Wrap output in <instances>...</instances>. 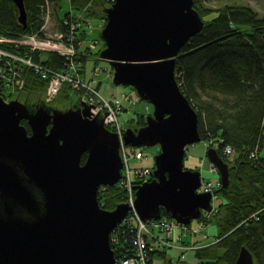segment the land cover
Masks as SVG:
<instances>
[{
	"label": "water",
	"instance_id": "1",
	"mask_svg": "<svg viewBox=\"0 0 264 264\" xmlns=\"http://www.w3.org/2000/svg\"><path fill=\"white\" fill-rule=\"evenodd\" d=\"M13 1L27 28L25 0ZM204 23L194 0H115L107 8L100 56L115 83L132 85L154 105L145 124L124 133L127 144L161 146L153 178L135 185L144 220L162 217L164 207L189 224L212 208V193L197 190L201 170L185 166L188 145L203 137L176 74L178 54ZM91 114L85 103L61 109L42 102L32 111L0 94V264H118L111 233L133 206L100 202L101 187L121 178L123 158L119 134ZM207 155L226 189L230 164L215 146ZM232 264H256L253 252L244 245Z\"/></svg>",
	"mask_w": 264,
	"mask_h": 264
},
{
	"label": "trees",
	"instance_id": "2",
	"mask_svg": "<svg viewBox=\"0 0 264 264\" xmlns=\"http://www.w3.org/2000/svg\"><path fill=\"white\" fill-rule=\"evenodd\" d=\"M49 1L55 6L60 0ZM107 1L70 0V4L75 10L87 6L89 17L105 21ZM194 1L205 23L178 54L176 74L198 112L202 137L208 139L209 146L218 144L230 164L229 186L216 190L224 200L206 221L218 223L217 238L196 247V256L201 264H232L245 245L253 252L256 264H264V156L260 154L264 141V15L248 4L221 0V4L209 6L207 0ZM25 4L27 28L18 20L15 2L2 0V30L13 35L39 30L46 0H25ZM47 64L62 68L65 57L54 52ZM69 88L64 85L59 95H68ZM25 90L44 92L46 81L30 77ZM139 115L141 125L145 124L144 114ZM22 123L31 131L26 120ZM227 145L233 147V155L224 153ZM253 150L258 156H251ZM86 157L85 153L83 160ZM99 196L107 209L125 202L124 191L117 184L107 186ZM162 213L168 216L164 207ZM115 231H119V238L112 242L116 257L131 254L133 233L129 226L123 223ZM157 250L150 252L149 264Z\"/></svg>",
	"mask_w": 264,
	"mask_h": 264
},
{
	"label": "built area",
	"instance_id": "3",
	"mask_svg": "<svg viewBox=\"0 0 264 264\" xmlns=\"http://www.w3.org/2000/svg\"><path fill=\"white\" fill-rule=\"evenodd\" d=\"M114 1L108 0L109 3ZM1 2L2 0H0V7ZM71 8L72 10L68 11L65 16H60L59 20H56L54 6L49 0H46L42 23L39 30L34 32L19 35L8 34L2 30L0 24V92L7 100L17 98L26 89L30 77H32L46 81L45 100L53 103L64 85H69V91L76 89L80 92L78 105L83 103L89 105L91 117L101 115L105 125L119 134L123 167L121 178L116 184L122 188L125 202L131 204L133 209L117 227L123 223L129 226L133 233L132 246L134 249L131 254L117 257V262L118 264H149L150 252L153 249H158L163 245V248L166 247L169 244L168 238L172 237L178 227L182 226L185 230H189L190 225L180 223L167 216L144 220L135 208V185L152 179L154 168H132L129 162L127 143L124 139V133L128 127L122 125L119 119V115L125 109L123 102L104 97L100 93L99 87L86 76L88 57L101 43V39H90V33L94 29L93 19L86 14L85 10ZM54 52L65 57L64 67L58 68L47 64L50 55ZM98 55L100 56V51ZM98 71L99 69L94 71L95 77L98 75ZM124 96L129 97L131 102L140 99L139 95L124 93ZM214 146L219 147L218 144H214ZM133 149L135 158L143 159L145 157L143 150H136V146ZM224 153L233 155V147L225 146ZM251 156H258L257 150H253ZM209 163L211 170L217 172L218 167L211 161ZM106 187L102 186L100 192ZM221 187V178L216 183L203 179L197 190L212 193V208L203 210L202 216L199 218L201 225L192 227L190 231L198 232L206 224V221L218 212L215 198L218 196L216 190ZM203 216L204 218H202ZM151 225L158 226L166 236L162 237L157 234L156 228H152ZM113 231L111 242H115L119 238V231Z\"/></svg>",
	"mask_w": 264,
	"mask_h": 264
},
{
	"label": "rangeland",
	"instance_id": "4",
	"mask_svg": "<svg viewBox=\"0 0 264 264\" xmlns=\"http://www.w3.org/2000/svg\"><path fill=\"white\" fill-rule=\"evenodd\" d=\"M231 3H240V4H248L251 5L254 9H256L259 13V15H264V0H228ZM107 7L105 9L106 13V19L103 21V19L93 17V31L91 33L90 39L92 38H100L101 43L97 45L98 47L95 48L92 53L88 57L87 65H86V76L88 79H91L92 82L99 87L100 93L106 97L107 99H113V100H120L123 102L124 110L119 115V119L122 125L126 127H139L141 126L140 121V113H144L145 119L148 114H151L154 112V105L152 102L140 98L136 102H131L129 100V97L124 96V93L138 95L137 90L129 84L124 83H115L112 72H113V66L111 65L110 61L107 59H104L98 55V52L104 47L105 40L102 37V29L105 26L107 22V8L111 6L113 3H109L108 1ZM221 0H207L206 4L209 6H215L218 4H221ZM90 6V1L88 3ZM88 6V7H89ZM71 4L70 0H60L57 5H55L54 8V14L55 19L59 20L60 16H65L68 11H71ZM87 14V6L83 8ZM82 10V11H83ZM214 16L208 15L206 18L210 19ZM91 52V51H90ZM89 52V53H90ZM88 53V54H89ZM96 69H99L98 75L94 76V71ZM20 99H29L30 102H36L37 105H41L42 102L46 103L47 105H51L52 107H58L61 109H68L72 105L79 104L80 103V92L76 89H71L69 91V95H58L55 99V102L49 103L45 100V92L43 91H29L24 90L19 94ZM31 105V104H30ZM208 139L202 138L201 140L197 141L194 144H189L188 149L185 155V166L188 168L193 169H200L202 172L203 179L210 180L213 182H217V180L221 177L220 172L211 170L210 163H209V157L207 155L208 150ZM136 146V150H143L145 157L143 159H137L135 158V150L133 147ZM127 150L129 153V162L132 166V168H138V167H155L156 163V155L160 152L161 146L159 144L155 145H134L131 143L127 144ZM261 155L264 156V141H263V147L260 150ZM210 173H213L215 178L210 176ZM224 198L220 195H218L215 198V204L219 205ZM193 226H200L201 222L199 219H193L192 220ZM212 225L213 231L207 232L208 227ZM215 221H209L207 222L203 227V229L200 230V233L193 236L194 239L197 237H202V242H206L209 240L212 241L215 237V235L219 231V227L216 226ZM152 228H156V232L159 233V227L156 225H151ZM182 227V226H181ZM183 228V227H182ZM203 230L206 232L204 233ZM162 236H166L164 232L160 233ZM169 244L166 245L168 255L161 254L158 251L154 254V264H201L199 258L196 256V249L195 247L204 245L202 243H196L193 248H186L185 246H182L181 248H174L179 247L180 245L177 243H174L171 240H168ZM159 249H162L163 246L158 247ZM175 251V255H173V261L170 262L171 252L170 250Z\"/></svg>",
	"mask_w": 264,
	"mask_h": 264
},
{
	"label": "crops",
	"instance_id": "5",
	"mask_svg": "<svg viewBox=\"0 0 264 264\" xmlns=\"http://www.w3.org/2000/svg\"><path fill=\"white\" fill-rule=\"evenodd\" d=\"M260 154H261V152H260ZM210 176L211 177H213V178H215L216 176H214L213 175V173H210ZM212 221H215V220H212ZM216 222V221H215ZM216 226H218L219 227V225H218V223L216 222ZM192 227H197V226H193L192 225V223H190V229L192 228ZM204 227H202V228H200V230L201 229H203ZM213 228L214 227H212V225L210 226V227H208V229H207V232H212L213 231ZM190 229L189 230H185L184 228H182L181 226L180 227H178L177 229H176V231L174 232V234L172 235V237L171 238H168V240H171V241H173L174 243H177V244H179L180 246L179 247H174V248H181L182 246H185L186 248H193L194 246H197V245H195V242L196 243H202V244H208L209 243V240L208 241H206L205 243L204 242H202L201 240H202V237H197L196 239H194L193 238V236L194 235H196V234H198V233H200V230L198 231V232H194V231H190ZM220 229V228H219ZM157 230V229H156ZM203 232L205 233L206 231L205 230H203ZM219 232V231H218ZM160 233H162V231H160L159 230V233L157 232V234H159L160 236H162ZM218 234V233H217ZM217 234L215 235V237H214V239L212 240V241H215L216 240V238H217ZM163 237V236H162ZM212 241H210V242H212ZM164 246V245H163ZM198 247V246H197ZM163 249H165L164 250V253L163 254H166V256L168 255V252H167V248L166 247H164V248H162V249H159L158 248V252L159 253H161V251L160 250H163ZM195 249H196V247H195ZM170 252H171V257H170V262L172 263V261H173V255H175V251L172 249V250H170ZM155 254V253H154ZM153 257H154V255H153ZM153 257H152V264H154V259H153Z\"/></svg>",
	"mask_w": 264,
	"mask_h": 264
},
{
	"label": "flooded vegetation",
	"instance_id": "6",
	"mask_svg": "<svg viewBox=\"0 0 264 264\" xmlns=\"http://www.w3.org/2000/svg\"><path fill=\"white\" fill-rule=\"evenodd\" d=\"M20 96H18L17 98H19ZM20 99V98H19ZM20 100H22L23 102H25V103H27V105L29 106V108L32 110V111H35L36 109H37V107H38V105H37V103L36 102H30L29 101V99H27V98H23V99H20ZM31 104V105H30ZM53 104V103H52ZM78 105H72L71 107H77ZM70 107V108H71ZM24 120H26L27 121V123L29 124V122H28V119H26V118H23ZM22 119V120H23ZM22 120H21V122H22ZM23 124H25V123H23ZM26 125V124H25ZM29 126H30V124H29ZM30 128H31V126H30ZM30 132V131H29ZM83 161H85V160H83Z\"/></svg>",
	"mask_w": 264,
	"mask_h": 264
},
{
	"label": "bare ground",
	"instance_id": "7",
	"mask_svg": "<svg viewBox=\"0 0 264 264\" xmlns=\"http://www.w3.org/2000/svg\"><path fill=\"white\" fill-rule=\"evenodd\" d=\"M199 192H201V191H199ZM203 192V191H202Z\"/></svg>",
	"mask_w": 264,
	"mask_h": 264
}]
</instances>
